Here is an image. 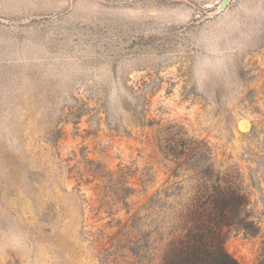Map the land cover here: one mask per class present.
<instances>
[{
	"label": "rangeland",
	"instance_id": "obj_1",
	"mask_svg": "<svg viewBox=\"0 0 264 264\" xmlns=\"http://www.w3.org/2000/svg\"><path fill=\"white\" fill-rule=\"evenodd\" d=\"M220 2L0 0V264H163L197 148L264 264V0Z\"/></svg>",
	"mask_w": 264,
	"mask_h": 264
},
{
	"label": "trees",
	"instance_id": "obj_2",
	"mask_svg": "<svg viewBox=\"0 0 264 264\" xmlns=\"http://www.w3.org/2000/svg\"><path fill=\"white\" fill-rule=\"evenodd\" d=\"M185 146L176 158L193 150L192 141ZM164 149L169 152L172 148L168 144ZM206 158L204 149L200 148L188 157L187 161L195 160V166H205L196 172L198 183L192 205L183 217L184 225L178 226L181 233L169 244L163 264H238L224 249L222 228L257 234V224L248 220L247 214L244 217L248 207L246 196L225 182L212 165L205 162Z\"/></svg>",
	"mask_w": 264,
	"mask_h": 264
},
{
	"label": "water",
	"instance_id": "obj_3",
	"mask_svg": "<svg viewBox=\"0 0 264 264\" xmlns=\"http://www.w3.org/2000/svg\"><path fill=\"white\" fill-rule=\"evenodd\" d=\"M231 1L232 0H221L218 7L212 12H210L208 15H206L203 20L212 19V18L218 17L221 14H223L225 10L228 8V6L230 5Z\"/></svg>",
	"mask_w": 264,
	"mask_h": 264
}]
</instances>
